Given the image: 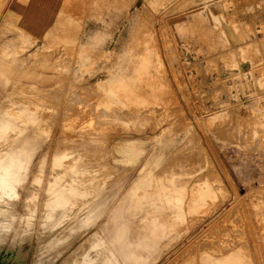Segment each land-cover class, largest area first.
I'll list each match as a JSON object with an SVG mask.
<instances>
[{"label": "rangeland", "instance_id": "374dc122", "mask_svg": "<svg viewBox=\"0 0 264 264\" xmlns=\"http://www.w3.org/2000/svg\"><path fill=\"white\" fill-rule=\"evenodd\" d=\"M256 9L264 11V0H93L90 9L73 8L68 12H60L51 29L40 36H32L21 29H6L0 3V64L6 65L7 75L4 77L8 81L5 90L0 93V97L6 99L5 102H0L1 107L13 111L14 107L23 104L34 107L47 101L44 104L52 107L57 102L53 105V108L57 105L56 109L42 110L43 114L54 110L56 112L51 114H56L64 106V102H51L52 95L45 96L44 92L40 96L44 98L42 102L23 103L16 100L38 97L32 94L36 88L65 89L59 94L64 99L71 97L70 91L80 89L86 92L94 86L92 92L88 91L90 95L86 92L82 96L87 95L89 98L92 93L95 96L91 100H96L99 107H107L113 114H123V118L111 121L116 123L115 129L113 127L107 134L97 136L106 140L103 144L100 140L98 147L103 145L110 148L113 142L117 143V147L129 139H140L136 143L144 147L145 155H149L155 142L152 136L159 129L158 126L154 127L158 121L161 126L168 125L163 137L175 140L172 142L174 146H185V149L193 146L192 152L184 151L188 158L184 155L177 159L188 164L187 168L199 170L197 161L200 160V163L202 159H191L197 154L202 155L199 151H204L211 158L212 162L199 171L208 172L206 180L202 182L203 189L199 190L201 196L205 194L202 201L208 204L207 209L205 207L189 214L191 217L186 223L187 229L172 238L167 246L163 247V243L158 246L160 255L150 258L144 264H184L186 260L189 261L204 251L221 257L235 253L237 257L238 249L241 252L239 255L250 259V264H264V19H249ZM161 66L163 70H160ZM141 67L143 68L140 70ZM3 72L0 71L1 74ZM20 82L26 85H20ZM27 84H34L36 87H26ZM99 84L101 87H96ZM154 85L160 88L154 90L157 89ZM22 89L27 93L20 95L19 91ZM149 93L153 96H149ZM140 96L151 104L153 98L149 97H154L157 101L153 104L160 107V111L154 114V118L127 116L136 115L135 111L143 105ZM166 96H170L171 102ZM167 103L171 107L166 106ZM172 106L175 108L172 109ZM167 110L169 112L166 113ZM159 114L167 118H160ZM61 120H48L53 123V138L62 136L59 123L66 121ZM41 122L47 121L42 119ZM87 128L90 127L86 126L81 130ZM52 136L46 137L31 152L28 175H31L30 172H37L42 159L49 160L52 150L48 143ZM194 139L196 143L192 144ZM199 141L202 148L198 145ZM65 143L62 142L63 145ZM120 154L119 151H112L108 155V161L113 164ZM167 154L170 155V151ZM143 160L142 157L129 170L114 197L111 191L115 189L104 188L94 193L96 185L90 182L79 183L78 180H72L58 185L65 188L69 185L67 189L85 194L87 200L84 206L87 210L83 206L77 213L65 215L63 207L53 208L57 221L51 229L42 227V221H39L36 214L28 229L15 226L3 229L0 226L3 239L1 246L4 252L7 251L2 254L3 257L0 256V264H31L30 258L36 256L41 258L38 264H49V252L57 249H64L62 258L73 259L87 238H90V245H94L103 261L110 260L109 250L113 243L108 237L109 232L105 231V228L109 230L106 221L111 211L121 202L129 182L136 176ZM119 166L126 168L128 165ZM187 176L183 177L188 178ZM190 187L186 183L185 192ZM92 199H104L103 203L107 206L104 214L98 217L100 219L90 222L88 217L91 213L88 210ZM16 203L13 209L21 213L22 207ZM1 218L0 215V225L5 226L7 223H1ZM67 221H80L79 226L86 223L87 228L75 237L65 238L59 245L55 242L49 249L37 250L35 245L38 241L44 244L46 234L50 230L62 229ZM56 233L50 238L62 235V232ZM175 235L173 233L171 237ZM23 240L25 242L22 244ZM27 240L34 243L27 244ZM167 240L168 238L163 239L164 243ZM26 244V248L20 246ZM240 244L246 248H240ZM28 250L31 252L28 253ZM221 250L223 254H218ZM61 257L50 261V264L60 261ZM121 263L123 264H119Z\"/></svg>", "mask_w": 264, "mask_h": 264}, {"label": "bare ground", "instance_id": "6f19581e", "mask_svg": "<svg viewBox=\"0 0 264 264\" xmlns=\"http://www.w3.org/2000/svg\"><path fill=\"white\" fill-rule=\"evenodd\" d=\"M142 68L143 67L139 69L141 70ZM5 69H6V65L0 64V71H4L2 74L0 73V93L2 92V90H5V87L8 85V81L6 80V77H4V75H7ZM160 70H163V67ZM61 81H62V77L59 78V82ZM175 81L177 83V80ZM19 84L26 85V83H21V82ZM28 86L36 87V85L34 84H27L26 87ZM64 86H62V88ZM67 86L70 85L67 84ZM96 87H101V84L96 85ZM159 88L154 90H158ZM23 89L19 91L20 95L21 93L23 95L24 93H27L26 91H23ZM38 89L36 88L34 91L31 89L33 91L32 94L34 95L36 94L38 97L36 96H35L36 98L20 97L21 99L18 98V100L16 101L23 103L42 102L44 101V98L42 97L43 98L42 99L40 96H42L41 93L44 92L43 95L45 96L52 95L51 97L52 99H50L52 100L51 102H53V100L61 101V103L64 102L63 103L64 106H61L59 109L57 108L58 110H60L59 112H57L56 114H51V112H56L54 110L51 112L49 111L50 113H44V114L42 113V110L44 112L45 109H50V110L56 109L57 105L56 107L54 106V108L53 105H55L57 102H55V104L52 105L51 102H49L52 107L46 105L47 103L44 104L47 101L41 104V106H34V107L23 106L24 105L23 104L22 106L14 107L13 111H8L6 108L0 106V215L2 216L1 223L3 222L7 223L5 224V226H3L2 224L0 226L3 229L5 228L7 229L11 226H15L19 229L20 228L28 229V227H30L31 224L33 223V217L36 214L38 216L39 221L40 222L42 221V227L46 229H51V227H53V225L57 221L56 218L57 214L53 208L63 207L65 212L64 214L69 215L74 212L77 213V211H79L84 206L87 200V196L85 194H79L75 191H72L71 189H67L69 185L68 186L66 185L67 188L60 187L58 185L60 184L63 185L62 183L72 180H78L79 183L90 182L96 185L94 193H97L98 191H101L104 188L115 189V191L113 190L111 191L114 197L116 195V192L120 190V182L126 179L129 170L131 171V169L134 168L138 163V161L143 157L144 160L142 161V165L139 168L133 180L129 182L128 188L126 189L121 202L116 208H114L111 211V214H109L108 221H106L107 225L109 226V230L105 228V231L107 230L109 232L108 237L109 239H111L112 241L111 243H113L112 245L113 249L110 248L109 250V253H111L110 254L111 259L108 261L105 260L103 261L102 259L103 257L102 258L100 257L99 252L94 249V245L92 246L90 245L89 243L90 238H87L85 239V241L82 242L81 247L78 249L80 253L79 252L75 253L73 259H68L64 257L62 258L61 255L64 249L62 250L57 249L54 250L52 253L49 252V257L51 258L49 260L50 261L55 260V258L60 256L62 258L60 261L59 260L56 262L53 261L54 263L51 262V264L52 263L53 264H119L120 262H123V264H144L146 263L147 260H150V258H153L155 256L157 257V255L160 253V249L158 246H161L162 243H163V247L167 246L172 238L179 236L183 231L187 229L186 223L187 221H190V217H191L189 216V214L198 212L200 211V209H205V207L208 205L207 203L202 201V198L205 197V194H202L204 196H201L199 191L203 189L202 182L206 180L208 172L203 173L199 171L202 169V167L206 168V165H209L210 162H212L211 158L205 155L204 151L202 153L201 151H199V153L202 154L203 157L202 155L197 154L196 157L191 158V159L193 158L202 159V162L200 163H199L200 160L197 161L199 165L198 166L199 170L196 169L193 170V168L190 167H189L190 169L187 168L188 164L186 165V163H184L183 161H178L177 159H179L180 156H184V155L185 157L188 158V154H184V153L188 150H191L193 146L191 145L192 146L191 148L187 147L186 149L185 146H174L172 142L175 140H169L163 137L168 125L161 126V124L158 121L157 123L155 122L156 125L153 124L154 127L158 126L159 129L157 128L158 129L157 133L155 134V136H152L154 137L155 142L153 145L151 144L152 151L151 153H149V155L148 154L145 155L144 147L140 146L139 143H136L137 141L139 142L140 139H138L137 141L135 139H129L125 143L119 144V146L117 147H116L117 143L115 142L111 143L110 148H106L103 145L102 147L101 146L98 147L99 145L98 142H100L101 139H99V137L97 136L102 134H107V131L113 127L115 129L116 123L111 121L117 118H123V114L117 112H116L117 114H113L112 111L109 110L107 107L106 108L99 107L98 105L99 103L95 102L96 100L95 101L91 100L95 96L92 93L89 98L86 97L87 95L82 96L83 94L85 95L86 92L88 93L89 90L85 92L84 90L76 89L70 91L71 93L68 91L71 97L62 99L60 98L59 94L61 95V92L65 89H57V88H47V89L38 88ZM92 89L90 90L91 92ZM150 93L149 96L152 95V94L150 95ZM56 94L58 95L56 96ZM34 95H31V97ZM154 96L156 95L154 94ZM169 97H167L168 100ZM149 98H153L152 99L153 103L157 102L155 101L154 97H149ZM155 98L158 97L156 96ZM140 99H141L140 101H142L143 103L140 109L135 111L133 110L134 107L132 108V110L135 111L136 115L129 114L127 116L131 118H137V117L154 118V114L155 113L157 114L160 111V107L154 105L153 103H152L153 105L151 103H148L149 100L147 101L144 98L142 100V97ZM5 101H6L5 98L0 97V102H5ZM169 101L171 102V100ZM65 103H67L68 105H65ZM58 104L60 103L58 102ZM73 104L74 105L81 104V105L74 107L72 106ZM168 105L170 106L169 103H167L166 106ZM162 106L164 105L162 104ZM170 107H167L168 110ZM174 108L175 107L172 106V109ZM168 110L165 112L166 113L169 111L172 112V110L169 111ZM182 111H180V113ZM155 116L157 117V115ZM159 117L163 119L167 118V116L162 117L161 114H159ZM159 117L156 118V120H158ZM55 118H60L62 119L61 121L63 120L66 121L63 123H59V126L61 127V131H63L62 136L60 137L61 139L53 138L52 136L54 133L53 132L54 128H52L53 123L48 122V120L50 119L53 120ZM42 119H46L47 122H41ZM86 126H89L90 128L81 130L83 127L86 128ZM48 136L50 137L52 136L51 141L48 143L49 149L52 150V154L49 160L44 161L42 159L40 164L39 165L37 164L39 166L37 172L36 173L30 172L31 175H28V171H30L28 169L29 168L28 159L31 156V152L38 145L43 143L46 140V137ZM196 138L198 139L197 136ZM194 140L191 141V143L192 142L196 143V140L195 141ZM101 141H102L101 144H103L105 143L106 140L102 139ZM62 142H66L65 145H63ZM198 145H200V141ZM112 151H119L121 153L119 158L114 159L115 162L113 164L108 161V159L110 158L108 157V155H110ZM168 151H170V155L167 154ZM113 157L114 156H112V158ZM121 164L122 165L127 164L128 166L126 168L123 166L120 167L119 165ZM184 175H188L187 176L188 178H184L183 177ZM54 176L57 178L54 179ZM186 183L191 185V187L187 190V192H185L186 190L184 189ZM115 187H117V190ZM106 196L110 197L109 195ZM104 199H101L102 201H100L99 199H92L91 204L89 203L90 206L88 211L91 214H89L88 220L90 222L93 220L97 221L98 219H100L98 217L104 214L107 206L103 203ZM16 202H18L22 207L21 213L13 209L14 205L17 204ZM85 209L87 210V207ZM84 213H86V211ZM16 223H18L19 225H16ZM78 224H80V221L79 223L77 221H67L62 226V229H59L58 231L50 230V232L46 234L44 244L38 241L35 247L37 248V250H43V249L46 250L49 249L48 247L55 242H57L56 245H59L58 243L62 242L65 238L77 236V234L80 231L82 230L85 231L87 228L86 223H83L80 226ZM1 232L3 231L1 230ZM55 232H57L56 235L62 232V235L60 237L50 238ZM211 232L213 233L214 231ZM173 233H176V235L171 237ZM212 233L210 235H212ZM165 238H168V240L164 243L165 240L163 241V239ZM2 241L3 239L0 234V256H2V254L4 255L7 252V251L4 252V248L1 246ZM24 242L25 240H23L21 243L23 244ZM106 242L107 241H105V243ZM29 243L32 242L28 241L27 244ZM27 244L24 246L23 245L20 246L22 248L23 247L26 248ZM242 247L246 248V246L244 247L241 245L240 248ZM182 250H184V248ZM238 251L239 252L237 253L238 255L237 257H235V253H230L226 257H221L219 255L216 256H214L213 254L210 255L209 253H206L204 251L202 253L201 252L198 253L196 257H193L189 261L186 260L184 264H250V259H248L247 257H243L242 255H239L241 252L239 249ZM9 252L10 251H8V253ZM30 252L31 250H28V253ZM218 254H223L222 250L219 251ZM30 259H32L31 264H38L41 260V258H37V256Z\"/></svg>", "mask_w": 264, "mask_h": 264}, {"label": "crops", "instance_id": "0c3cea01", "mask_svg": "<svg viewBox=\"0 0 264 264\" xmlns=\"http://www.w3.org/2000/svg\"><path fill=\"white\" fill-rule=\"evenodd\" d=\"M93 0H4L1 1L6 29H21L32 36H40L51 29L60 12L69 9L92 8ZM249 19H264V11L256 9ZM89 31V28H87Z\"/></svg>", "mask_w": 264, "mask_h": 264}]
</instances>
